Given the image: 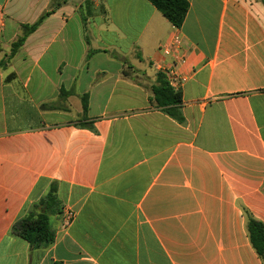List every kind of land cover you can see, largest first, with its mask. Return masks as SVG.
Here are the masks:
<instances>
[{"label": "crops", "instance_id": "crops-1", "mask_svg": "<svg viewBox=\"0 0 264 264\" xmlns=\"http://www.w3.org/2000/svg\"><path fill=\"white\" fill-rule=\"evenodd\" d=\"M186 1L175 28L148 0H0V264H264V2ZM172 36L181 123L151 101ZM52 183L31 250L11 229Z\"/></svg>", "mask_w": 264, "mask_h": 264}, {"label": "trees", "instance_id": "trees-1", "mask_svg": "<svg viewBox=\"0 0 264 264\" xmlns=\"http://www.w3.org/2000/svg\"><path fill=\"white\" fill-rule=\"evenodd\" d=\"M151 5L175 28H179L188 11L186 0H148ZM264 2V0H263ZM42 18L31 26L22 25V35L12 43L9 57L21 47L25 37L34 31ZM151 101L154 106L173 120L181 123V93L173 91L163 74L157 72L155 82L150 88ZM83 113L87 108L86 97L82 98ZM60 213L57 185L52 183L47 193L31 206L26 215L12 226V232L24 240L31 250L45 249L54 241L51 218ZM247 233L251 246L264 261V226L253 218L247 219Z\"/></svg>", "mask_w": 264, "mask_h": 264}, {"label": "built area", "instance_id": "built-area-1", "mask_svg": "<svg viewBox=\"0 0 264 264\" xmlns=\"http://www.w3.org/2000/svg\"><path fill=\"white\" fill-rule=\"evenodd\" d=\"M161 51L165 56L171 58L168 65H158V72L163 74L168 86L173 91H179L181 84L185 81V77L178 72V68L186 63L185 50L178 36H172L170 40L161 46ZM63 219L68 225L74 219V212L65 209Z\"/></svg>", "mask_w": 264, "mask_h": 264}]
</instances>
